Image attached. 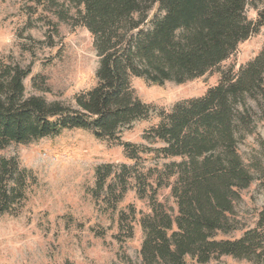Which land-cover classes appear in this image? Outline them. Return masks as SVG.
<instances>
[{
  "label": "trees",
  "instance_id": "obj_1",
  "mask_svg": "<svg viewBox=\"0 0 264 264\" xmlns=\"http://www.w3.org/2000/svg\"><path fill=\"white\" fill-rule=\"evenodd\" d=\"M74 26L85 28L98 57L96 84L74 97V106L25 96L29 69L0 67V151L64 130H83L122 147L130 164H101L90 191L96 204L115 210L133 188L147 198L149 211H120L118 229L128 238L137 222L142 232L140 264H207L221 256L264 264V207L256 224L237 238L234 207L253 183L238 145L254 132L250 101L263 107L264 48L237 73L221 72L201 97L159 113L141 144L122 142L120 133L146 119L151 107L131 86L133 78L154 85L183 84L226 61L238 45L264 26V8L255 21L246 7L264 0H68ZM156 6L153 14H149ZM64 20V19H62ZM168 161L143 171L142 163ZM35 184L32 171L14 158L0 157V215H15ZM169 188L175 210L157 201Z\"/></svg>",
  "mask_w": 264,
  "mask_h": 264
},
{
  "label": "rangeland",
  "instance_id": "obj_2",
  "mask_svg": "<svg viewBox=\"0 0 264 264\" xmlns=\"http://www.w3.org/2000/svg\"><path fill=\"white\" fill-rule=\"evenodd\" d=\"M256 8L246 7L251 21L264 5L258 3ZM155 10L156 6L149 14ZM74 12L75 6L68 0H0V67L29 69L23 80L25 96L74 106L75 95L95 86L98 57L89 32L74 26ZM263 48L264 26L240 43L219 67L199 78L161 86L133 78L136 96L152 110L146 119L123 128L120 140L141 144L144 131L158 123L161 111L169 112L178 102L201 97L217 83L221 72L237 73ZM260 102L261 108L250 101L255 113L254 132L238 145L254 180L240 193L233 216L238 230L224 236L227 238H237L253 228L264 207V103ZM0 157H14L35 176L26 201L15 207L16 214L0 215V264H140L141 229L134 222L128 238L127 226L119 230L117 217L129 206L136 211V219L147 213V198L140 199L130 188L112 210L96 204L90 192L96 166L130 164L121 146L73 129L28 144L12 143L0 151ZM165 162L148 158L142 163L143 171ZM156 199L175 210L169 188L158 190ZM187 264L195 263L188 260ZM207 264L254 263L221 256Z\"/></svg>",
  "mask_w": 264,
  "mask_h": 264
}]
</instances>
